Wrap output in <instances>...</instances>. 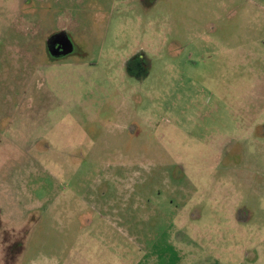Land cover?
I'll return each instance as SVG.
<instances>
[{"label":"rangeland","instance_id":"374dc122","mask_svg":"<svg viewBox=\"0 0 264 264\" xmlns=\"http://www.w3.org/2000/svg\"><path fill=\"white\" fill-rule=\"evenodd\" d=\"M0 223V264H264V0H0Z\"/></svg>","mask_w":264,"mask_h":264},{"label":"flooded vegetation","instance_id":"af4514ba","mask_svg":"<svg viewBox=\"0 0 264 264\" xmlns=\"http://www.w3.org/2000/svg\"><path fill=\"white\" fill-rule=\"evenodd\" d=\"M46 52L51 58L66 57L75 52V46L73 42L62 31L53 32L46 39ZM121 65L125 68L126 72L136 79L138 82H142L149 73L150 62L147 57L140 51H135L132 55L128 56ZM1 225V223H0ZM3 229L2 238H0L2 256L6 262H12L16 255L22 250V236L23 229Z\"/></svg>","mask_w":264,"mask_h":264}]
</instances>
